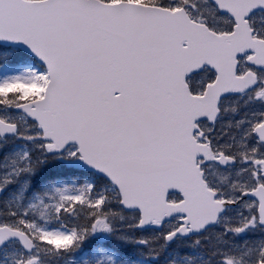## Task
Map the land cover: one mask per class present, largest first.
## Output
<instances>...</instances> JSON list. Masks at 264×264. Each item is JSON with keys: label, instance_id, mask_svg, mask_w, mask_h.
Instances as JSON below:
<instances>
[{"label": "snow or ice", "instance_id": "obj_1", "mask_svg": "<svg viewBox=\"0 0 264 264\" xmlns=\"http://www.w3.org/2000/svg\"><path fill=\"white\" fill-rule=\"evenodd\" d=\"M0 264H264V0H0Z\"/></svg>", "mask_w": 264, "mask_h": 264}]
</instances>
